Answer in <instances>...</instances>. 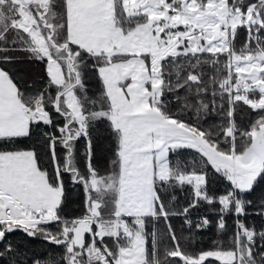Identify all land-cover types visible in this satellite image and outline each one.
Returning <instances> with one entry per match:
<instances>
[{
    "label": "snow or ice",
    "instance_id": "6c2138e0",
    "mask_svg": "<svg viewBox=\"0 0 264 264\" xmlns=\"http://www.w3.org/2000/svg\"><path fill=\"white\" fill-rule=\"evenodd\" d=\"M0 264H264V0H0Z\"/></svg>",
    "mask_w": 264,
    "mask_h": 264
},
{
    "label": "trees",
    "instance_id": "16d2710c",
    "mask_svg": "<svg viewBox=\"0 0 264 264\" xmlns=\"http://www.w3.org/2000/svg\"><path fill=\"white\" fill-rule=\"evenodd\" d=\"M214 187H215L217 192H221L223 190L222 185H217ZM177 227L179 228V224H177ZM213 238H214L213 233L208 232V233L204 234L202 238L198 239L197 244L200 246H207L210 244V242ZM19 239H20V237H17V240H19ZM26 246L30 247V248L34 247L38 252H45L50 247V246L43 244V243L28 244Z\"/></svg>",
    "mask_w": 264,
    "mask_h": 264
}]
</instances>
